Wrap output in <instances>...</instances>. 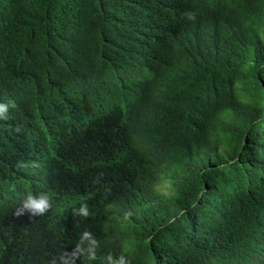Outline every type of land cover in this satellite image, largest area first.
<instances>
[{
    "label": "trees",
    "instance_id": "obj_1",
    "mask_svg": "<svg viewBox=\"0 0 264 264\" xmlns=\"http://www.w3.org/2000/svg\"><path fill=\"white\" fill-rule=\"evenodd\" d=\"M0 105V264H264V0H0Z\"/></svg>",
    "mask_w": 264,
    "mask_h": 264
},
{
    "label": "clouds",
    "instance_id": "obj_2",
    "mask_svg": "<svg viewBox=\"0 0 264 264\" xmlns=\"http://www.w3.org/2000/svg\"><path fill=\"white\" fill-rule=\"evenodd\" d=\"M6 111L7 106L0 105V113H4ZM51 207V197L47 192H38L34 194L32 191H24L19 194V204L15 209V215L20 216L28 213L30 214V217L41 216L44 215ZM74 214L87 216L89 214L87 205L82 204L78 210L74 209ZM86 242L87 247H84ZM97 247L98 242L96 239L93 238L90 232L85 231L72 253H65L59 258L53 257L49 261V264H57V259L62 261V264H68L69 259H71L72 264H75V259L85 253L89 259H95V250ZM107 260L108 264H129V261L123 255H121L118 259H113V257L109 255Z\"/></svg>",
    "mask_w": 264,
    "mask_h": 264
},
{
    "label": "rangeland",
    "instance_id": "obj_3",
    "mask_svg": "<svg viewBox=\"0 0 264 264\" xmlns=\"http://www.w3.org/2000/svg\"><path fill=\"white\" fill-rule=\"evenodd\" d=\"M161 187H163V186H161ZM162 190L165 192L166 191V189L165 188H162Z\"/></svg>",
    "mask_w": 264,
    "mask_h": 264
}]
</instances>
